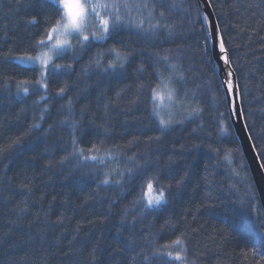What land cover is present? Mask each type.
<instances>
[{
    "label": "trees",
    "instance_id": "trees-1",
    "mask_svg": "<svg viewBox=\"0 0 264 264\" xmlns=\"http://www.w3.org/2000/svg\"><path fill=\"white\" fill-rule=\"evenodd\" d=\"M102 2H127L131 21L122 7L125 24L108 40L81 50L76 38L71 50L55 58L53 63L72 69H50L45 104L40 101L45 91L34 83L39 67L13 57L43 34L53 8L43 0H0V149H6L0 152V264H179L154 256L177 238L187 264H264V249L252 251L264 210L228 119L222 76L204 59L205 25L197 0H148L147 9L135 6L143 0ZM211 3L239 84L248 134L264 161V0ZM33 16L35 25L28 23ZM141 20L145 30L159 27L143 31L135 26ZM112 47L130 54L123 69L103 73L89 66L98 53L104 64L115 59L108 54ZM23 80L32 81L27 96L17 93ZM161 82L176 91L179 105L163 130L149 99V86ZM65 86L66 95L57 97ZM193 108L200 114L189 119ZM73 121L84 155L105 156L103 164L69 156ZM93 146L100 151L89 153ZM108 153L114 158L107 159ZM145 163L149 170L138 174L134 166ZM106 173L113 183H101ZM153 174L171 186L168 202L142 213L134 201L144 177ZM239 201L247 206L245 215Z\"/></svg>",
    "mask_w": 264,
    "mask_h": 264
},
{
    "label": "snow or ice",
    "instance_id": "snow-or-ice-1",
    "mask_svg": "<svg viewBox=\"0 0 264 264\" xmlns=\"http://www.w3.org/2000/svg\"><path fill=\"white\" fill-rule=\"evenodd\" d=\"M45 4L53 8L52 14L48 16L44 23L45 28L43 34L26 49L23 54L13 57L15 60H19L22 64L25 65H39L40 73L39 78L34 81L35 85L45 91V95L40 96V101L47 103V77L52 74L57 69L67 68L72 69V65H61L53 63L54 58L61 57L66 51L71 50L73 45L71 42L72 37H77L79 40V45L81 50L87 48L93 41H106L109 37L119 30L125 24V16L121 15V8L123 7L128 13L127 19L131 21V9L127 2H113V3H104L102 0H97L93 3L92 0H51V3H48V0H43ZM205 4V12L201 14V18L204 21V35L202 37L203 45L202 51L204 53V59L208 62L209 66L216 70V67L219 66L220 71L223 73L221 87L225 92L224 104L228 111V119L239 121L240 117L244 114V108L242 104V98L239 93V84L234 83L235 77L233 76L232 61L229 57V49L226 47V41L224 35L220 29V24L218 21L212 19V14L207 12V8L213 6L211 0H202ZM54 6V7H53ZM137 8L147 9L149 7L148 0H143V3L137 2L135 5ZM99 10H104L108 13V18H105L101 15ZM93 16L98 21V26L100 32L97 33L93 31L91 36L86 34L87 20L89 16ZM151 15V12H149ZM163 16V12L160 13ZM134 23V21H132ZM29 24L35 25L37 23V17L33 16L29 21ZM143 20L135 26L138 29H141L146 32H153L156 28L159 27L158 24L150 25L148 29H143ZM170 27V26H169ZM109 55H114L115 59H111L104 64L102 61L104 59L103 53H98L97 56L90 61V67H94L102 71L103 73H115L118 69H123L125 63L129 59V53L122 52L115 47L108 49ZM165 60L168 57H164ZM50 69L52 72H50ZM88 69H85L87 72ZM183 79V77H180ZM32 81L23 80L17 86V93L27 96L29 94L28 85ZM164 88L166 91L161 90ZM66 95V86L60 87L56 92V96L63 98ZM119 95V93L117 94ZM149 99L152 104V114L154 117L158 118L160 128L167 129L173 123L171 114L169 113V119L165 120L161 116L160 108L165 107V100L170 103H177V93L174 89L167 88V85L163 82L157 84V86H149ZM186 100V96L179 97V103H183ZM39 103V101H37ZM107 106V105H106ZM71 109V101L68 105ZM200 114V109L193 108L188 115V118L191 119ZM223 117V113H219ZM44 118V113L40 115V119ZM64 123H67L65 120ZM78 122L73 121L71 126V131L73 133L72 137V152L69 153V156L77 158L80 162L87 161H99L101 164L105 162V156L98 155H84V148L79 147L78 141L75 137V132L77 130ZM34 127H39V124L34 125ZM246 128L247 125L245 124ZM222 131L227 132V128H222ZM250 139V134L247 137ZM155 139L159 140L160 137ZM256 146L251 144L249 146L250 151L253 152V161L256 162L257 170L264 172V161H261L259 158L261 156L260 152L255 151ZM6 149H0V152L5 151ZM89 153L95 151L99 152L100 149L92 148L88 149ZM239 151V149H237ZM68 156H65L64 159H68ZM114 157L111 153L107 154V159L111 160ZM135 157H129V160H134ZM135 170L138 174H143L149 170V165L145 163L143 166L135 165ZM129 172H132L134 169H127ZM188 175V172L185 171L184 176L177 181V185L183 183L184 177ZM234 175L239 177L240 173L234 170ZM102 184L108 185L113 183L112 180L108 177V174H105V178L101 181ZM116 184H120V181H115ZM262 186H264V176L261 178ZM170 185L165 187L160 184L159 177L157 174L144 177V183L141 185L142 194L140 198L134 201V207H139L142 213H150L155 211L168 202L166 192L169 191ZM146 188V191L143 189ZM250 195V194H249ZM240 209H243L241 215L247 213V206L244 201H239ZM254 207V206H253ZM23 211V209L21 210ZM128 215L127 210L122 215L121 225L126 222V217ZM259 218L257 214L256 219ZM131 223H135V217ZM249 235L253 234V230L250 227L245 229ZM255 239L253 241V255H256V249H264V221H261L256 224L254 229ZM130 243V242H125ZM179 248L180 251L173 252L174 249ZM163 249V250H161ZM161 249H157L154 253V256L163 259L167 258L168 262H179V264H187V257L182 253H186V248L184 247L183 241L180 238H177L170 243H166L161 246ZM247 255V253H244ZM264 254V253H262ZM144 260L148 261L149 257L144 256Z\"/></svg>",
    "mask_w": 264,
    "mask_h": 264
},
{
    "label": "water",
    "instance_id": "water-1",
    "mask_svg": "<svg viewBox=\"0 0 264 264\" xmlns=\"http://www.w3.org/2000/svg\"><path fill=\"white\" fill-rule=\"evenodd\" d=\"M197 5H198V8H199L201 14L204 13L205 12V4L202 2V0H197ZM207 12L211 13L212 19L216 21L214 12H213L211 7L207 8ZM217 67L219 69V66H217ZM219 72H220L221 76H223V73L220 71V69H219ZM233 76L235 77L234 83H237V78H236L234 71H233ZM231 123H232V126L235 130V133H236V135H237V137L241 143L245 159L249 165V169H250L252 178L254 180L256 190H257L258 195H259L260 203H261L262 208L264 210V186H262V184L260 183L262 176H264V172L258 171L256 162L253 161V152L250 151V149H249V146L253 143L251 141V138L250 139L247 138L249 134H248L247 128L244 127V125H245L244 118L242 116V117H240L239 121H235V122L233 120H231Z\"/></svg>",
    "mask_w": 264,
    "mask_h": 264
},
{
    "label": "rangeland",
    "instance_id": "rangeland-1",
    "mask_svg": "<svg viewBox=\"0 0 264 264\" xmlns=\"http://www.w3.org/2000/svg\"><path fill=\"white\" fill-rule=\"evenodd\" d=\"M51 1V0H50ZM103 16V15H102ZM105 18H108L106 16H104ZM93 31H96L97 33L100 32V28L98 26V21L96 18H94L93 16H89L88 17V20H87V26H86V34H88L89 36H91V33ZM77 37H72L71 38V42H72V45L74 44V40L76 39ZM69 51V50H68ZM67 52V51H66ZM55 59V58H54ZM17 61L18 63H21L19 60H15ZM22 64V63H21ZM25 65V64H23ZM26 66H33V67H39V65H26ZM167 85V84H165ZM167 88L170 89V87L167 85ZM162 92L163 91H166L163 87L161 88ZM165 107H161L160 108V112H161V116L167 120L168 117H169V113L171 114V116L174 114L175 110L177 108H179V105L178 103H170L169 101H167V99L165 100Z\"/></svg>",
    "mask_w": 264,
    "mask_h": 264
}]
</instances>
